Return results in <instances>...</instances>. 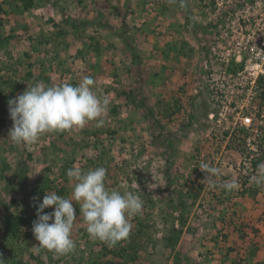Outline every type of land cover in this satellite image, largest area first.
<instances>
[{"label":"rangeland","instance_id":"rangeland-1","mask_svg":"<svg viewBox=\"0 0 264 264\" xmlns=\"http://www.w3.org/2000/svg\"><path fill=\"white\" fill-rule=\"evenodd\" d=\"M185 4L0 0L3 264H264V186L252 180L264 164V67L212 50L223 40L226 14L260 6ZM84 77L108 102L102 124L44 133L32 144L11 141L10 100L38 82L75 86ZM242 116L252 118L249 126ZM202 162L218 169L215 186ZM97 167L107 170L109 191L143 201L141 212L128 217L129 236L115 246L91 239L81 203L73 201L74 250L38 247V204L51 192L72 197L69 169ZM232 180L237 189L219 187ZM9 214L25 219L14 235L4 232Z\"/></svg>","mask_w":264,"mask_h":264},{"label":"clouds","instance_id":"clouds-1","mask_svg":"<svg viewBox=\"0 0 264 264\" xmlns=\"http://www.w3.org/2000/svg\"><path fill=\"white\" fill-rule=\"evenodd\" d=\"M179 2L182 7H186L185 0ZM93 86L94 80L91 77H84L75 86L64 83L49 87L43 82L28 86L27 90L8 102L13 121L8 137L16 145L32 144L44 133L84 127L93 120L98 125L102 124L103 121L98 118L107 111L108 102L99 97ZM199 168L206 173L205 180L215 186L218 169L206 162L200 163ZM106 171L104 167L87 172H82L79 168L69 169L67 175L75 181L72 197L66 199L55 192L44 196L42 203L38 204V219L33 222L32 229L39 241L38 247L58 254L74 250L75 242L71 233L77 216L73 201L81 203L80 213L91 239L115 246L129 236L131 225L128 217L141 212L143 201L131 192L121 194L116 190L109 191L105 185ZM252 180L258 186H264V164L259 166V171ZM219 187L232 191L239 185L236 180H232ZM52 206H55L53 212L41 214L45 208ZM0 264H3L2 259Z\"/></svg>","mask_w":264,"mask_h":264},{"label":"built area","instance_id":"built-area-1","mask_svg":"<svg viewBox=\"0 0 264 264\" xmlns=\"http://www.w3.org/2000/svg\"><path fill=\"white\" fill-rule=\"evenodd\" d=\"M254 4L260 6L257 11L225 15L222 23L223 40H217L212 50L225 51L226 60L230 59L232 53L234 60L243 61L245 66L264 67V0H254ZM262 71L260 74H264ZM241 122L249 126L252 118L242 116ZM247 142L250 143V137H247Z\"/></svg>","mask_w":264,"mask_h":264},{"label":"trees","instance_id":"trees-1","mask_svg":"<svg viewBox=\"0 0 264 264\" xmlns=\"http://www.w3.org/2000/svg\"><path fill=\"white\" fill-rule=\"evenodd\" d=\"M5 225L4 232L7 235H14L19 227L25 222V219L21 215H5L4 217ZM175 264H180L178 259H176Z\"/></svg>","mask_w":264,"mask_h":264}]
</instances>
